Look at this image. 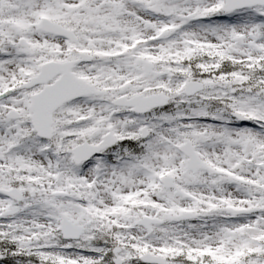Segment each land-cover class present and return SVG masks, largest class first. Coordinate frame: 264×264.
Wrapping results in <instances>:
<instances>
[{"label":"snow or ice","instance_id":"snow-or-ice-1","mask_svg":"<svg viewBox=\"0 0 264 264\" xmlns=\"http://www.w3.org/2000/svg\"><path fill=\"white\" fill-rule=\"evenodd\" d=\"M0 264H264V0H0Z\"/></svg>","mask_w":264,"mask_h":264}]
</instances>
